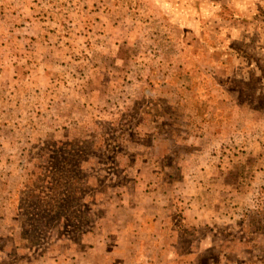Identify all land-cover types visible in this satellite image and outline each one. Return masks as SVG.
Masks as SVG:
<instances>
[{
    "label": "rangeland",
    "instance_id": "374dc122",
    "mask_svg": "<svg viewBox=\"0 0 264 264\" xmlns=\"http://www.w3.org/2000/svg\"><path fill=\"white\" fill-rule=\"evenodd\" d=\"M0 264H264V0H0Z\"/></svg>",
    "mask_w": 264,
    "mask_h": 264
},
{
    "label": "crops",
    "instance_id": "0c3cea01",
    "mask_svg": "<svg viewBox=\"0 0 264 264\" xmlns=\"http://www.w3.org/2000/svg\"><path fill=\"white\" fill-rule=\"evenodd\" d=\"M154 176V175H153ZM152 175H150V177L152 178V180H155V178L156 177H153ZM151 180V179H150ZM150 180H147V182L148 183H146V185H149V187H151V190H148L147 191V189L145 190V191H147L146 193H148L147 194V198L149 199V201H151V205L152 204H157V201L155 200V197H156V193L158 192V188H157V185H156V182H154V181H150ZM140 181V180H139ZM140 183H136V186L138 187V185H139ZM148 187V188H149ZM137 189H139V188H137ZM136 194V193H135ZM132 196V195H131ZM125 197V196H124ZM123 196H119V198H118V200H119V203H118V201H117V207L118 206H120L121 207V205H123V203L125 202L124 201V198ZM139 202H141V201H138L137 203H136V207H137V205H138V203ZM121 204V205H120ZM141 213V212H140Z\"/></svg>",
    "mask_w": 264,
    "mask_h": 264
}]
</instances>
